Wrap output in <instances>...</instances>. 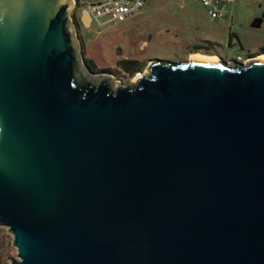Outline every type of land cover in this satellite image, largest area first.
<instances>
[{
  "label": "water",
  "instance_id": "95a60500",
  "mask_svg": "<svg viewBox=\"0 0 264 264\" xmlns=\"http://www.w3.org/2000/svg\"><path fill=\"white\" fill-rule=\"evenodd\" d=\"M73 6L0 0L8 264H264V58L153 56L115 81Z\"/></svg>",
  "mask_w": 264,
  "mask_h": 264
},
{
  "label": "rangeland",
  "instance_id": "374dc122",
  "mask_svg": "<svg viewBox=\"0 0 264 264\" xmlns=\"http://www.w3.org/2000/svg\"><path fill=\"white\" fill-rule=\"evenodd\" d=\"M84 9L81 4L77 7L80 22L74 23L83 54L92 69L110 71L115 81L133 78L153 56L176 59L195 53L217 57L222 53L231 58L238 51L245 53L264 45V19L259 25L251 23L255 12H264V0H244L232 13L219 17L210 15L199 0H145L117 21L104 15L85 19ZM197 44L201 46L194 49ZM124 56H137L142 66L130 73L120 61ZM16 251L12 234L0 225V264H8Z\"/></svg>",
  "mask_w": 264,
  "mask_h": 264
},
{
  "label": "built area",
  "instance_id": "2783aa9c",
  "mask_svg": "<svg viewBox=\"0 0 264 264\" xmlns=\"http://www.w3.org/2000/svg\"><path fill=\"white\" fill-rule=\"evenodd\" d=\"M145 0H74L76 4L83 5L89 11L91 18L99 19V16H105L106 19L117 21L133 13L140 7ZM207 12L215 17L225 16L230 9V3L234 0H199ZM236 58H245L241 51L235 55ZM245 60V59H244Z\"/></svg>",
  "mask_w": 264,
  "mask_h": 264
},
{
  "label": "trees",
  "instance_id": "16d2710c",
  "mask_svg": "<svg viewBox=\"0 0 264 264\" xmlns=\"http://www.w3.org/2000/svg\"><path fill=\"white\" fill-rule=\"evenodd\" d=\"M79 5L76 4V6L74 7V9L72 10V16H73V20L74 22L77 24L78 22H80V17L79 14L77 12V7ZM201 46V44H197L194 46V49H198ZM207 48H209V46H206ZM207 50V49H206ZM195 51H199V50H195ZM85 60L87 61V57L84 55ZM120 61L123 65V67L128 70L130 73H133L136 69H138L140 66H142V61L138 59L137 56H124L122 58H120ZM88 63V62H87ZM89 65V64H88Z\"/></svg>",
  "mask_w": 264,
  "mask_h": 264
},
{
  "label": "flooded vegetation",
  "instance_id": "af4514ba",
  "mask_svg": "<svg viewBox=\"0 0 264 264\" xmlns=\"http://www.w3.org/2000/svg\"><path fill=\"white\" fill-rule=\"evenodd\" d=\"M90 14V13H89ZM255 15V19L257 20L260 16H261V14L260 13H256V14H254ZM91 17V16H90ZM220 53H221V51L220 50H218ZM242 52V51H241ZM243 53V56L245 57L244 59H247L248 57H250V56H254V57H257V56H259V55H261V54H263L264 53V45H261V46H259L257 49H253V50H250V49H248V51H246L245 53L244 52H242ZM222 54V53H221ZM231 57H235V56H231ZM243 58H241L240 60H244Z\"/></svg>",
  "mask_w": 264,
  "mask_h": 264
},
{
  "label": "crops",
  "instance_id": "0c3cea01",
  "mask_svg": "<svg viewBox=\"0 0 264 264\" xmlns=\"http://www.w3.org/2000/svg\"><path fill=\"white\" fill-rule=\"evenodd\" d=\"M245 1H246V0H245ZM200 2H201V1H200ZM241 2H244V0H234L233 2H231L230 5H229L231 10L228 12V14H229L230 12L232 13L234 7H235V6H238L239 4H241ZM201 3H202V2H201ZM202 4H203V3H202ZM203 5H204V4H203ZM204 6H205V5H204ZM256 13H260V12H255V14H256ZM228 14H227V15H228ZM260 14H261V16H262V19H261V21H260L259 24H261L262 21H263V19H264V12H263V13H260ZM227 15H225V16H227ZM254 17H255V16H254ZM91 19H92V18H91ZM259 24H254V25H259Z\"/></svg>",
  "mask_w": 264,
  "mask_h": 264
},
{
  "label": "bare ground",
  "instance_id": "6f19581e",
  "mask_svg": "<svg viewBox=\"0 0 264 264\" xmlns=\"http://www.w3.org/2000/svg\"><path fill=\"white\" fill-rule=\"evenodd\" d=\"M192 57L207 58V59L217 58L216 55H209V54H204V53H195ZM257 57L264 58V53Z\"/></svg>",
  "mask_w": 264,
  "mask_h": 264
}]
</instances>
